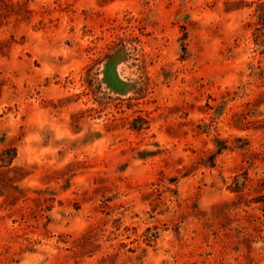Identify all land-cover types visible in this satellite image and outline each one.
<instances>
[{
	"label": "rangeland",
	"instance_id": "obj_1",
	"mask_svg": "<svg viewBox=\"0 0 264 264\" xmlns=\"http://www.w3.org/2000/svg\"><path fill=\"white\" fill-rule=\"evenodd\" d=\"M0 264H264V0H0Z\"/></svg>",
	"mask_w": 264,
	"mask_h": 264
},
{
	"label": "trees",
	"instance_id": "obj_2",
	"mask_svg": "<svg viewBox=\"0 0 264 264\" xmlns=\"http://www.w3.org/2000/svg\"><path fill=\"white\" fill-rule=\"evenodd\" d=\"M16 157V148L15 147H7L4 148L1 152L0 161L10 164Z\"/></svg>",
	"mask_w": 264,
	"mask_h": 264
}]
</instances>
